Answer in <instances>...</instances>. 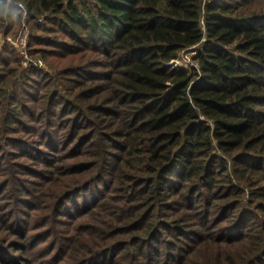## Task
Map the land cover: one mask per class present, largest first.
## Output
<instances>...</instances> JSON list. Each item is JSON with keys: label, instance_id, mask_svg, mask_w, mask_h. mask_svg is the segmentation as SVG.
Here are the masks:
<instances>
[{"label": "trees", "instance_id": "16d2710c", "mask_svg": "<svg viewBox=\"0 0 264 264\" xmlns=\"http://www.w3.org/2000/svg\"><path fill=\"white\" fill-rule=\"evenodd\" d=\"M11 4L20 13L0 33L25 19L51 46L33 53L62 66L23 71L16 47L0 51V156L43 120L41 161L62 175L55 189L24 188L15 170L0 182L38 210L31 227H49V263L264 264V0ZM191 48L197 66L174 62Z\"/></svg>", "mask_w": 264, "mask_h": 264}, {"label": "rangeland", "instance_id": "374dc122", "mask_svg": "<svg viewBox=\"0 0 264 264\" xmlns=\"http://www.w3.org/2000/svg\"><path fill=\"white\" fill-rule=\"evenodd\" d=\"M204 1H208V0H204ZM25 32L29 33L28 50H29L30 60H28L27 62H24V59L20 55V52L18 51L15 45L17 38L20 37L21 35H24ZM38 33L43 34L40 31ZM48 33L49 34L47 35H50V36L57 35L58 37L64 38V35L60 32H48ZM33 34L34 32L31 29L30 23L25 21V19L22 20L21 23H17V25L13 28V30H11V32H8L7 34L0 33V51L2 50V47L5 44V42H9L10 45H12L13 47H16L17 49V50L15 49V51L14 49L13 51L12 50L11 51L13 52L14 55L16 54L19 56L21 70L26 71L27 69L31 67L38 66L40 69H43L46 71L57 72L53 68V65L50 63L51 61L49 60H52L53 64L59 68V67H62V66H59V61H60L59 57L48 56L49 58H45L40 52L36 50H34L36 52L33 53V50L31 49L32 47L34 48L35 47H49V48L51 47L48 44L46 45L36 44L35 42H33L32 40ZM195 53H196V49L194 48L183 50L180 53V59L184 63L189 62L190 59L193 60L192 57L195 55ZM41 59L43 60V62H42V65L39 66V64H41L40 63ZM43 90H45V88H43ZM42 123H43V120L37 123L36 124L37 128L35 127L33 128L34 131H26V129L22 126L19 128L20 133L22 134L25 133L26 138L29 135V139H28L29 143H32L31 141L32 139H38L36 142L32 143L38 153H36V150H34V148L33 149H26V148L23 149V147L28 144V141L25 142L24 145L17 144L14 146H7L5 151L2 152L0 156V160L3 163L0 169V182L2 181V179L10 177L11 171L15 170V171H18L17 173L19 177L23 178V180L25 181L23 184L24 188L30 185L33 187H43V186L47 187L48 186V187H53V189H55L56 187L60 185L62 177L61 178H58V177L62 175L58 176L57 173L53 174V168H50L49 166L45 165L41 161L40 152L48 149V147L45 144H40L39 139H42V138H38V134L40 133V131L43 130L41 126ZM75 151H76L75 147L72 148V153H75ZM23 152H25V154H23ZM53 152L55 153V156L57 157L61 155V149L59 151L56 149ZM62 153H64V151ZM31 154L32 155L34 154V156L32 157ZM12 161L14 162V164ZM22 161L24 162L25 165L22 164L23 166L21 167L16 165ZM35 170L38 171L39 173L37 172L38 174H35ZM44 175H47L48 178H44L45 177ZM54 177H57V180H55ZM14 186H15V182H14ZM7 187H8L7 188L8 191L12 190V184H8ZM8 193L9 192H4L0 194V219H2L3 213L8 214V216L10 215L18 216L19 218L16 219L17 220L16 224H13L11 228L6 227L4 223L5 221L0 222V245L2 244L5 248V249H2L3 251H0V253L7 255L8 257L7 260H10V262L8 263L4 261L2 263V261H0V264H32V263L35 264L41 261H43L41 264H50L49 259L52 253H50L49 255V252H45V251H50L49 244H48L50 238H46L47 232L45 231L49 227L47 228L46 226H39L40 225L39 222L36 226L34 225L33 227H31L27 213L29 212L35 213L38 210L34 208H30V206H27V205L23 206L18 201L15 202L11 198V196H9ZM81 197H82V194H76L75 196L72 197V199L68 200L64 205L66 204L71 205L74 199H79ZM31 201L33 202L35 201L36 203H39L37 200H31ZM176 208L177 210L182 209L179 206H176ZM70 209L75 211L73 207H70ZM61 217H63V219L68 220L72 224H75V220L78 219V218H73V217L71 218V217H65V216H61ZM57 219H60V218L55 217V223L53 225L55 226L57 230L72 228V225L67 224V223L64 224V223L58 222ZM25 231H27V236L25 238H22L21 235ZM162 234H166V231H163ZM21 243H24V244H21ZM18 245L24 246L23 248L24 250H20V249L16 250V247ZM44 246H46V249H44L40 254H37L36 253L37 250L39 248L41 249ZM230 250L232 249L228 248L227 245H223V251L229 252ZM173 251H176V249H174ZM17 255H19V257L22 256L23 258H27V260L26 261L25 259L20 260L17 257ZM195 261L197 260L195 259ZM58 264H63V262H60Z\"/></svg>", "mask_w": 264, "mask_h": 264}, {"label": "built area", "instance_id": "2783aa9c", "mask_svg": "<svg viewBox=\"0 0 264 264\" xmlns=\"http://www.w3.org/2000/svg\"><path fill=\"white\" fill-rule=\"evenodd\" d=\"M20 5H22V4L20 3ZM28 39H29V33L25 32V34L18 37L16 42H15V45H16L18 51L20 52V55L24 59V62H27L28 60H30L29 50H28ZM42 62H43V60L41 59L40 60L41 64H39V66L42 65ZM174 62L176 64H179V65L193 64V65L197 66V62L192 60V59H190L189 62L184 63L183 61H181V59L179 57V58L175 59Z\"/></svg>", "mask_w": 264, "mask_h": 264}, {"label": "clouds", "instance_id": "9594fccd", "mask_svg": "<svg viewBox=\"0 0 264 264\" xmlns=\"http://www.w3.org/2000/svg\"><path fill=\"white\" fill-rule=\"evenodd\" d=\"M3 3L7 5V10L4 8H0V18L9 20L16 19L20 12L18 9H15V11H9L12 9L11 0H3Z\"/></svg>", "mask_w": 264, "mask_h": 264}]
</instances>
